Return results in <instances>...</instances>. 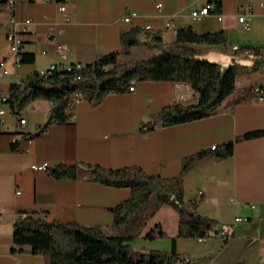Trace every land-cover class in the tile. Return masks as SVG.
Instances as JSON below:
<instances>
[{
	"label": "crops",
	"instance_id": "1",
	"mask_svg": "<svg viewBox=\"0 0 264 264\" xmlns=\"http://www.w3.org/2000/svg\"><path fill=\"white\" fill-rule=\"evenodd\" d=\"M57 1L16 0L14 13L6 7L0 14V62L5 61L8 70L0 76V91L8 94L12 83L55 64L84 66L118 52L122 33L136 27L144 29L143 41L160 35L165 43L174 41L181 27L199 33L225 32L226 43L198 47L203 58L223 68L234 59L238 62L237 87L212 116L148 131L142 126L164 106L194 103L195 90L183 82L137 81L133 92L110 93L98 107L84 97L69 123L45 130L40 127L47 121L50 102L36 100L19 116L5 103L0 124V264H46L42 254L11 250L16 247L17 211L28 210L45 220L99 225L113 233L114 216L108 208L131 196L130 188L56 178L48 171L34 170L33 165L137 166L169 178L180 174L184 157L231 140H237L233 156L205 162L183 177L187 195L203 199L196 211L217 220L222 232L207 239L180 238L177 212L163 205L143 232L160 223L168 236L138 237L128 243L134 258L160 250L178 253L190 264H264V96L248 95L250 88L264 87V69H253L264 59V0H66L64 12ZM210 2L213 8L207 16L192 15ZM131 12H135L132 19L124 21ZM243 13L248 30L239 22ZM12 14L20 22L32 21L23 51L30 61L15 60L7 39ZM169 21L175 26H167ZM51 26H55L52 34ZM58 45L65 49L63 58L58 56ZM249 47H261L262 55ZM20 118L26 123L21 125ZM248 133L259 134L243 138ZM201 189L203 195L197 196ZM236 217L246 220L235 222Z\"/></svg>",
	"mask_w": 264,
	"mask_h": 264
},
{
	"label": "trees",
	"instance_id": "2",
	"mask_svg": "<svg viewBox=\"0 0 264 264\" xmlns=\"http://www.w3.org/2000/svg\"><path fill=\"white\" fill-rule=\"evenodd\" d=\"M8 0H0V14ZM143 28H133L121 35L122 49L96 58L78 68L53 69L34 72L19 82L12 83L6 103L14 115L19 116L31 103L45 100L51 103L47 121L40 130L51 125L69 123L73 113L69 111V100L74 93H81L92 107L102 104L108 94L128 92L131 80L171 81L189 84L197 93L192 104H170L162 108L152 121L142 129L154 130L216 114L224 101L230 98L237 87V65L223 68L218 62L201 56L199 44L226 43L223 31L199 33L192 27L177 30L176 39L165 43L160 35L143 41ZM145 45L153 52L136 61L130 57L134 47ZM255 55H262L261 47H249ZM30 55H22L21 61H30ZM264 60V59H263ZM264 67L254 66L253 69ZM259 133H248V138ZM33 137V136H30ZM237 140H231L215 149H202L183 158L180 174L165 178L149 174L137 166L108 168L98 164L79 162L60 163L48 169L56 178H81L118 188H130L131 196L108 210L113 214V233L99 225L78 222L45 220L39 216L17 218L13 224L16 247L13 252L29 251L42 254L46 264H187L178 253L168 255L160 250L134 258L129 241L144 237L155 239L167 237L160 223L144 234L148 221L163 206L168 205L178 214L180 238H210L220 234L219 223L214 218L196 211L202 198L191 202L184 188V175L210 160H222L233 156ZM155 197V207L147 203ZM224 235V234H223ZM227 236V235H224ZM30 247L29 249L25 247Z\"/></svg>",
	"mask_w": 264,
	"mask_h": 264
},
{
	"label": "built area",
	"instance_id": "3",
	"mask_svg": "<svg viewBox=\"0 0 264 264\" xmlns=\"http://www.w3.org/2000/svg\"><path fill=\"white\" fill-rule=\"evenodd\" d=\"M25 1H30V0H25ZM58 8L60 11L64 12L66 10V0H58L57 2ZM15 5H16V0H8L7 2V8L14 13L15 10ZM158 8H160V5H158ZM213 8V4L210 2L207 5H205L201 10L199 11H194L192 13L193 16L195 17H205L210 13V10ZM133 15H135V12H131L128 13L125 17H124V21L128 22L132 19ZM239 22L243 25V27L245 29H250V25H249V20L247 18V15L245 13L241 14L239 17ZM32 23L31 19H26L23 22H20L17 17L15 15L12 14V17L10 19V25L8 28V32H7V39L11 44V49L12 52L15 55V60L17 63H20L22 60V53L24 51V45H25V32L27 31L28 26ZM167 26L169 27H174L175 23L174 21H169L167 23ZM55 30V26H51L50 27V34H52ZM61 32V31H60ZM238 48V46H233V49L236 50ZM57 50H58V56L59 58H63L65 55V49L61 46H57ZM78 68L83 67V65H76ZM74 66H70V67H62L61 65L55 64L52 65V67H50V70L53 69H62V68H68L71 69ZM48 69V70H49ZM48 70H46L45 72H47ZM8 73V70L5 68V61H1L0 62V76L3 74ZM44 73V72H43ZM135 84H136V80L133 79L130 82V87L128 89V92H133L135 90ZM248 95H253V96H257V97H263L264 96V87H260V86H254L252 88H250L248 90ZM8 98V94L4 91H0V124L4 123V115L6 114L5 108L3 107V105L6 103V100ZM84 100V96L81 93H74V100H69V111L73 113V117L75 114V110L76 107L78 106V104H80L82 101ZM73 119V118H72ZM19 122L21 125L26 123V119L25 118H20ZM212 149L216 148V145H213L211 147ZM51 168V164L48 162H44V163H40V164H35L33 165V169L37 170V171H48V169ZM20 191H18L19 193ZM196 195L197 196H202L203 195V190H198L196 191ZM189 200L191 202L194 201L195 197H190L188 196ZM251 208H254V205H250ZM34 216V213L31 211H17V213L15 214V218H26V217H31ZM0 218H1V214H0ZM246 219L243 217H236L235 218V222H241V221H245Z\"/></svg>",
	"mask_w": 264,
	"mask_h": 264
},
{
	"label": "rangeland",
	"instance_id": "4",
	"mask_svg": "<svg viewBox=\"0 0 264 264\" xmlns=\"http://www.w3.org/2000/svg\"><path fill=\"white\" fill-rule=\"evenodd\" d=\"M153 51L150 50L148 47H146L145 45H140V46H137V47H134L133 50H132V54L130 57H127V58H122L123 60H127V61H136V60H139L143 57H146L148 56L149 54H151ZM241 57V54L238 55V58ZM232 57H231V61H232ZM232 63L236 64L237 65V72L239 73V70H240V66L238 65V62L234 59L232 61ZM239 75V74H238ZM155 204H156V199L155 197H152L150 199V201L147 203V205L149 207H155Z\"/></svg>",
	"mask_w": 264,
	"mask_h": 264
},
{
	"label": "water",
	"instance_id": "5",
	"mask_svg": "<svg viewBox=\"0 0 264 264\" xmlns=\"http://www.w3.org/2000/svg\"><path fill=\"white\" fill-rule=\"evenodd\" d=\"M259 66L264 67V60L260 61ZM190 264V263H187Z\"/></svg>",
	"mask_w": 264,
	"mask_h": 264
}]
</instances>
